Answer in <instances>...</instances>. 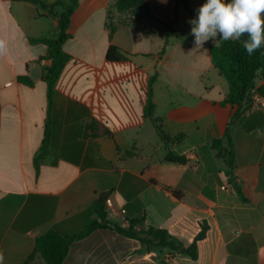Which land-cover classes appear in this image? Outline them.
<instances>
[{
    "label": "crops",
    "instance_id": "crops-1",
    "mask_svg": "<svg viewBox=\"0 0 264 264\" xmlns=\"http://www.w3.org/2000/svg\"><path fill=\"white\" fill-rule=\"evenodd\" d=\"M142 1L154 19L119 12L116 0H80L62 44L70 59L52 96L47 160L36 166L48 108L42 71L50 61L49 47L31 40L55 39L62 9L0 0L3 264H45L36 239L49 230L62 237L79 233L95 218L103 195L125 210L126 221L109 220L126 226L144 215L145 227L166 229L184 247L205 222L197 258L166 248L155 249L151 258L137 240L98 228L70 244L63 264H264V79L258 72L231 132L241 199L210 145L236 109L220 105L229 87L209 48L221 40L195 49L192 15L182 5ZM204 3L188 0V7L197 12ZM175 14V32L165 38L161 23L172 24ZM109 46L127 58L108 61ZM154 75V111L146 118ZM169 152L186 162H165Z\"/></svg>",
    "mask_w": 264,
    "mask_h": 264
},
{
    "label": "trees",
    "instance_id": "trees-1",
    "mask_svg": "<svg viewBox=\"0 0 264 264\" xmlns=\"http://www.w3.org/2000/svg\"><path fill=\"white\" fill-rule=\"evenodd\" d=\"M38 5L42 9L51 7H60L62 13L57 17L58 20V34L55 39H39L31 40V42H41L46 44L49 49L47 58L50 64L42 71V80L47 87V119L44 127V134L41 146L37 155L35 156V164L47 160L49 139H50V112L52 104V96L55 90L56 81L70 56L62 50V44L65 40L70 38L67 33L69 20L73 12L78 7L80 0H52L47 3V0H24ZM176 5H182L191 15L192 19L196 18L197 12L189 9L188 0H176ZM116 9L119 12H131L135 17L141 15L153 18L149 12L146 4L142 0H116ZM177 23L175 14L172 24L161 23L165 28V38L174 34L175 30L172 27ZM114 28L110 27V36ZM182 31V30H181ZM247 37H242L237 41H223L216 46L209 48V53L214 67L220 75H222L229 87V92L226 98L220 102V105L236 107L235 111L229 117L225 131L219 138H214L211 141V149L216 152L218 158L222 159L228 168L227 175L229 177V184L234 190L236 196L243 198V192L235 182L234 172L236 171L235 163V148L231 136L232 128L241 120L239 115V107L244 102L250 101V91L253 87L254 80L257 73L260 72L261 78L264 79V47L248 56L242 47V41ZM164 48L161 53H163ZM127 57L124 52L115 46H109L106 52V59L108 61L117 62L125 60ZM19 81L27 86H31L32 82L27 78H19ZM155 81V75L150 77L146 93V105L144 109V117L151 118L154 111V104L152 102V85ZM154 122V120H153ZM157 132L161 140L165 141L160 128L156 126ZM164 161L170 164H184L186 159L183 156H175L172 153H167ZM106 196H101L95 205V218L89 222L84 228L76 234L68 237H62L55 231L49 230L39 236L35 241L36 250L40 253L45 261V264H63L67 255L70 244L73 241L79 240L90 234L98 228H107L116 231L118 234L137 240L142 251L153 258L154 251L157 248H166L170 253H180L182 248L185 249L184 254L188 255L192 260L197 258V242L204 239L208 226L202 223L199 233L195 236L192 243L187 247L175 237L170 235L166 229L155 228L152 226H144V215L128 221L126 226H121L108 219L104 207V200Z\"/></svg>",
    "mask_w": 264,
    "mask_h": 264
},
{
    "label": "clouds",
    "instance_id": "clouds-1",
    "mask_svg": "<svg viewBox=\"0 0 264 264\" xmlns=\"http://www.w3.org/2000/svg\"><path fill=\"white\" fill-rule=\"evenodd\" d=\"M195 49L209 40L242 41L248 56L264 47V0H206L191 19ZM4 256L0 253V264Z\"/></svg>",
    "mask_w": 264,
    "mask_h": 264
},
{
    "label": "built area",
    "instance_id": "built-area-1",
    "mask_svg": "<svg viewBox=\"0 0 264 264\" xmlns=\"http://www.w3.org/2000/svg\"><path fill=\"white\" fill-rule=\"evenodd\" d=\"M255 103L258 105L259 103L261 104L260 98L256 97L255 98ZM264 105V103H263ZM104 207L105 211L108 217L111 218H117L123 221H126L124 215H125V210L123 208L117 207L115 204L113 198L111 196H106L104 200Z\"/></svg>",
    "mask_w": 264,
    "mask_h": 264
},
{
    "label": "water",
    "instance_id": "water-1",
    "mask_svg": "<svg viewBox=\"0 0 264 264\" xmlns=\"http://www.w3.org/2000/svg\"><path fill=\"white\" fill-rule=\"evenodd\" d=\"M184 252H185V249L182 248V249L180 250V253H184Z\"/></svg>",
    "mask_w": 264,
    "mask_h": 264
}]
</instances>
